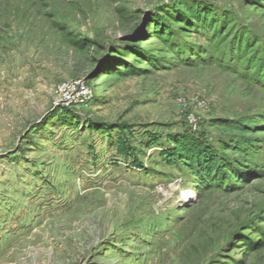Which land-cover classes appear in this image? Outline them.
Listing matches in <instances>:
<instances>
[{"label":"rangeland","instance_id":"obj_1","mask_svg":"<svg viewBox=\"0 0 264 264\" xmlns=\"http://www.w3.org/2000/svg\"><path fill=\"white\" fill-rule=\"evenodd\" d=\"M0 264H264V0H0Z\"/></svg>","mask_w":264,"mask_h":264},{"label":"trees","instance_id":"obj_2","mask_svg":"<svg viewBox=\"0 0 264 264\" xmlns=\"http://www.w3.org/2000/svg\"><path fill=\"white\" fill-rule=\"evenodd\" d=\"M194 11V8H190V9H188V12L189 13H194L193 12ZM196 13V12H195ZM198 14L199 15H196V16H192L193 18H195L196 17V19L197 20H199V21H201V20H203V18H202V16H203V14H202V12L201 11H198ZM92 78V77H91ZM249 125H250V123H249V121H246V122H244V123H240V124H231V125H228V127L233 131V132H235L236 133V135L238 136V139H235V140H233V142H231V143H233L234 145H236V147H237V145H245V143H246V141H244V138H243V136L246 134V133H248L249 131H250V129H249ZM230 158V157H229ZM230 160V159H229ZM207 161H209L208 159H206V158H202V160H200V164L198 165V166H202V165H204ZM231 161H236V160H232L231 159ZM236 165V166H235ZM235 165H233V166H230V167H226L225 168V170H223L222 172L223 173H225V172H230V173H232V175L234 176V177H236V172H235V170H234V168H236V169H238L239 170V164H235ZM243 166H244V163H243ZM233 169V170H232ZM221 172V173H222ZM238 174V173H237ZM214 175H216V174H214ZM223 175V174H222ZM217 176L218 177H216V176H211L210 178H209V181L208 182H210L211 184L214 182V183H216V184H218L217 186L219 187V180H218V178H220L221 177V174H217ZM207 181V180H206ZM216 186V185H215Z\"/></svg>","mask_w":264,"mask_h":264},{"label":"bare ground","instance_id":"obj_3","mask_svg":"<svg viewBox=\"0 0 264 264\" xmlns=\"http://www.w3.org/2000/svg\"><path fill=\"white\" fill-rule=\"evenodd\" d=\"M191 192H189V191H184L183 193H182V197H183V200H187L188 198V196H189V194H190Z\"/></svg>","mask_w":264,"mask_h":264}]
</instances>
